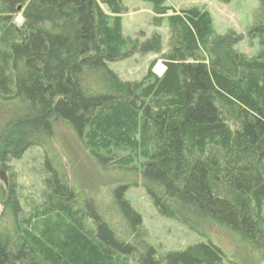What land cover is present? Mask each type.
<instances>
[{"label": "trees", "instance_id": "obj_1", "mask_svg": "<svg viewBox=\"0 0 264 264\" xmlns=\"http://www.w3.org/2000/svg\"><path fill=\"white\" fill-rule=\"evenodd\" d=\"M123 1L0 0V101L24 108L7 125L2 167L65 122L104 171L140 172L161 217L230 237L235 260L210 241L159 257L126 187L102 212L46 168L44 203L27 218L14 185L0 187V264H264V0L246 34L258 41L255 57L236 49L242 35L216 34L208 12L177 13L166 0L139 1L156 27L166 22L168 51L157 32L128 41ZM133 54L159 57L142 80L123 81L108 64Z\"/></svg>", "mask_w": 264, "mask_h": 264}, {"label": "rangeland", "instance_id": "obj_2", "mask_svg": "<svg viewBox=\"0 0 264 264\" xmlns=\"http://www.w3.org/2000/svg\"><path fill=\"white\" fill-rule=\"evenodd\" d=\"M124 14L121 16L123 35L128 41H144L154 32L160 34L163 41L162 52L168 51V28L163 21L161 27L155 26L154 13L149 4L139 0H124ZM166 5L177 13L196 8L206 11L212 19L213 30L218 35H225L230 30L243 36L236 49L248 57H255L259 52L258 41H249L246 37L248 29L253 23L254 12L258 8L256 0H166ZM21 25L22 19L18 15L14 19ZM158 55L133 54L124 60L108 64L111 71L118 74L123 81H140L146 74L151 61ZM164 66L158 61L153 72L160 76ZM24 113L22 104L16 100L0 101V149L2 139L6 136L9 122ZM65 122H54L52 138L44 140L42 147H30L18 159L7 162L2 167L0 160V187L6 190L7 185H14L17 200L20 205V219L33 214L44 203L46 187L43 179L47 176L44 170L53 169L65 174L69 187L73 188L78 197L86 202L92 199L102 212H108V197L112 191L120 186L127 188L124 197L135 212L139 214L142 227L146 231V241L155 250L159 257L167 252L182 251L190 245L210 241L219 246L230 260H235L236 245L230 237L214 226H206V236L181 226L176 221L161 217L155 210L148 197L140 172L120 170L104 171L95 158L86 151L72 130ZM0 196V212L3 210ZM101 211V210H100ZM105 214V213H102ZM8 213L2 219L1 225L10 226L11 219ZM106 220L115 228L117 219L105 215ZM240 255L239 257H241ZM229 262L227 261L226 264ZM127 264H136L132 260Z\"/></svg>", "mask_w": 264, "mask_h": 264}, {"label": "water", "instance_id": "obj_3", "mask_svg": "<svg viewBox=\"0 0 264 264\" xmlns=\"http://www.w3.org/2000/svg\"><path fill=\"white\" fill-rule=\"evenodd\" d=\"M18 11H20V7H18V9H17Z\"/></svg>", "mask_w": 264, "mask_h": 264}]
</instances>
